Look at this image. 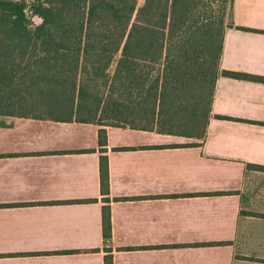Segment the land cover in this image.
Here are the masks:
<instances>
[{"label":"crops","instance_id":"crops-1","mask_svg":"<svg viewBox=\"0 0 264 264\" xmlns=\"http://www.w3.org/2000/svg\"><path fill=\"white\" fill-rule=\"evenodd\" d=\"M233 21L221 69L264 77V0ZM212 115L204 141L109 128L105 152L96 125L0 117V264H264V83L219 77Z\"/></svg>","mask_w":264,"mask_h":264},{"label":"trees","instance_id":"trees-1","mask_svg":"<svg viewBox=\"0 0 264 264\" xmlns=\"http://www.w3.org/2000/svg\"><path fill=\"white\" fill-rule=\"evenodd\" d=\"M138 2L0 0V117L96 125L102 152L109 128L204 141L219 77L264 83L221 69L233 0ZM100 178L108 195L107 156ZM103 235L108 244L110 206Z\"/></svg>","mask_w":264,"mask_h":264},{"label":"rangeland","instance_id":"rangeland-1","mask_svg":"<svg viewBox=\"0 0 264 264\" xmlns=\"http://www.w3.org/2000/svg\"><path fill=\"white\" fill-rule=\"evenodd\" d=\"M212 1H215L214 3L216 4V7L218 8V4L216 3V0H212ZM219 1H224V0H219ZM144 2H145V0H139V2H138V8H140L141 6H143V4H144ZM209 3H210V1H209ZM209 3H207V5L209 4ZM221 4V3H220ZM210 6V5H209ZM208 6V7H209ZM219 9H220V7H219ZM231 12V10H230V5H228V10H227V16L225 17V23L227 24V23H229V21H230V13ZM208 15V14H207ZM37 23H40V20L39 19H36L35 20Z\"/></svg>","mask_w":264,"mask_h":264}]
</instances>
